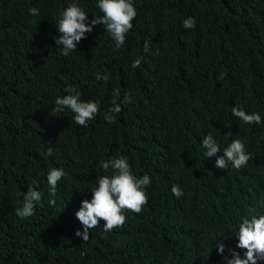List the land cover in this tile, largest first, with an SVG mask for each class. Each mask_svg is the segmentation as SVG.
<instances>
[{
	"label": "trees",
	"instance_id": "1",
	"mask_svg": "<svg viewBox=\"0 0 264 264\" xmlns=\"http://www.w3.org/2000/svg\"><path fill=\"white\" fill-rule=\"evenodd\" d=\"M73 3L86 24L102 15L98 0H0V264H228L232 250L243 258L239 224L264 215V0H133L123 46L97 24L65 56L57 23ZM189 17L195 26L185 29ZM69 85L100 105L87 127L70 109L54 111ZM114 101L121 112L110 124L104 114ZM234 106L259 113L261 123L234 117ZM209 133L221 150L206 158ZM236 139L252 158L240 169L216 168ZM121 156L136 176L149 175L148 203L112 231L101 220L85 242L75 214L98 177L113 174L101 163ZM53 168L66 173L54 197ZM29 184L42 200L21 218Z\"/></svg>",
	"mask_w": 264,
	"mask_h": 264
},
{
	"label": "clouds",
	"instance_id": "2",
	"mask_svg": "<svg viewBox=\"0 0 264 264\" xmlns=\"http://www.w3.org/2000/svg\"><path fill=\"white\" fill-rule=\"evenodd\" d=\"M97 7L102 15H97L91 25L85 23L88 14L75 3L62 12L57 23L61 35L56 39V43L61 46L63 55L67 56L76 51L78 43L85 38L86 33L92 32L97 24L106 26V31L111 34L117 48L125 44L126 34L133 28V21L137 16L133 0H98ZM29 12L33 16L39 15V10L36 8L29 9ZM194 26V18L189 17L183 21L185 29H192ZM149 46V42L146 41L145 52L149 50ZM140 64L141 59H136L132 67H139ZM96 79L107 80L108 76L97 74ZM64 92L67 95L55 100L54 111L70 109L75 114V122L81 127H87L88 121L99 114L100 105L94 101L81 100L80 92L71 85L66 87ZM114 95L118 96L119 91L117 90ZM124 102H131L130 93L125 94ZM120 112V104L114 101L113 106L105 112L104 119L111 124L114 122V114ZM232 115L246 124L261 123L259 113L249 114L237 106L232 108ZM202 145L206 149V158L216 156L221 150L211 133L202 139ZM223 153L216 159V168L227 169L231 165L235 169H240L252 158L251 154L245 151V145L240 139L233 140L227 148L223 149ZM47 154L52 155V150L49 149ZM101 167L105 170L111 167L113 174L98 177L97 186L91 191L92 199H84L75 214L83 226V232L77 230L76 236L82 237L85 242L89 240V230L97 228L101 220L104 221V231H112L124 226L127 221L126 211L140 213L148 203L146 186L151 183V179L147 174L142 178L136 176L126 157L121 156L102 162ZM65 175L62 168H53L49 171L47 182L50 186V196H55L57 184ZM38 188V184H29L28 191L20 193L23 197V205L17 209V216L27 218L34 214L36 204L42 200V193L37 190ZM171 190L177 198L183 195L179 186L174 185ZM49 204L54 206L55 200L50 199ZM237 237V247L245 250L244 257L242 258L239 252L232 250V258L228 260V264H258V261H264V215L258 217L253 215L251 219L242 218ZM215 245L219 254L223 255L226 245L220 239L215 242Z\"/></svg>",
	"mask_w": 264,
	"mask_h": 264
}]
</instances>
